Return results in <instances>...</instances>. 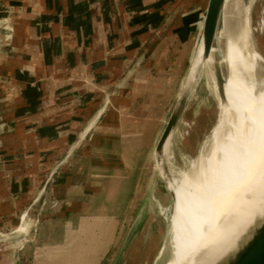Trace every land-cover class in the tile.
Here are the masks:
<instances>
[{
    "label": "rangeland",
    "instance_id": "1",
    "mask_svg": "<svg viewBox=\"0 0 264 264\" xmlns=\"http://www.w3.org/2000/svg\"><path fill=\"white\" fill-rule=\"evenodd\" d=\"M232 1L233 0H229L228 4H231ZM251 1L252 0H237V8L239 10H249L251 24H249V27L241 34L236 33L234 36L233 50L237 51L238 57H242L245 64L249 66L250 75L249 81L246 83V89L252 98L258 99L264 97V0H253L250 6ZM198 2L203 6L204 3L207 4L208 0H199ZM202 6L200 8H202ZM2 8L3 7L0 6V11ZM124 8L127 9L125 10L126 15L131 18L135 15L136 9H145V7L141 9V7L137 6L131 7L130 10H128L127 6ZM121 9V5L118 7L114 6L112 10H110L109 18L111 20L119 18L122 15ZM4 17L5 15L0 13V88L4 86L13 91L27 90L20 84V79L18 82H15V79L11 80V74L7 72L9 71L7 68L11 67L9 65L10 61L7 62V59L12 56L11 32L9 30L10 25L4 20ZM202 21L203 20L198 24L199 29L197 38L192 41V44L190 43V45L185 48L186 53L191 52L193 45V49L196 48ZM128 24H130V29L134 30L131 34L135 33L134 22H128ZM156 24L157 22L155 25ZM152 25V23L149 25L148 32L153 30L154 26ZM222 30L223 25L221 22L219 28V46L223 55L221 46L223 38H220ZM107 32L112 34L113 28L111 26L107 27ZM224 47L225 44H223V48ZM193 53L194 50L192 55ZM192 55L186 66H180L181 68H179V73L182 77L185 74V67L188 66ZM109 56L110 54L108 57ZM224 71L226 72L225 67ZM123 75L124 70L121 68V65L111 61L110 58L96 63L91 61L83 62L80 65H73L69 69L68 76L76 92L69 106L66 108L67 118H65L62 125V137L59 138L55 147H52L48 153L47 158L53 151L52 157L47 164L43 166L47 160L45 159L33 173L31 181L25 187L27 191L23 194L20 203H16L19 195L11 201L10 204L0 209V218L4 217L11 219L14 223L19 222L17 226L18 229L22 225V222H20L22 216L26 214L27 217L24 222L29 231L28 233L26 232L23 240L26 239L29 242H35L40 232L39 229L44 226H41L43 222H51L56 219L58 215L62 218L65 217L64 213L58 212L59 206L55 211L48 207L51 208L53 205L56 206L58 204H69L74 202V199L70 198L68 194L79 189L76 180L77 176H97L95 170L99 167V160L97 157H94L93 154L98 155L107 152L108 148L106 149V145L120 144L121 140L126 136V139L124 138V145L126 147L121 151L127 156L128 164L127 162H118L125 176V181L121 183L125 190L119 199H115L112 203H109L110 205H106L112 218L118 217L120 221L119 239L118 237L116 238L117 235H113L114 232L109 233L111 240H113V242L115 241V248H111L109 255L103 253L104 256L106 255L105 257L108 258L102 264H113L126 233L142 205L145 191L149 186V180L153 174H156L157 178L153 185L154 190L151 199V212L143 228L134 237L131 246L120 264H167L171 258L167 238L174 205L169 189L171 186L178 183L179 177L182 174L189 173L194 170L195 167L197 168V166H195L197 162L201 158H206L209 154L215 142V132L219 117V101L213 90L212 83L209 79L205 78L204 73H202V79L192 92L187 110L175 129L176 132L174 131L169 140L165 155L167 163L165 164L172 177H170L171 185L168 184V189L167 183L160 173L159 166L154 159L150 158L153 152V150L151 151V146L154 134L160 127L161 121H163L161 125L162 129L177 102L183 87L184 78L183 80L181 79L180 85L175 88L173 97H168L163 99V102H158L159 105L157 108L151 112L150 116L146 118L145 121L144 116H142L143 120H141L140 116V120L134 121L133 118H131V114L134 112L140 115L143 114L140 110L141 107L148 102V90L147 87L143 86L137 90L136 96H133L131 92L127 95L122 94L120 90L123 88H119L118 82L122 80ZM226 81L228 84L226 83L225 89L229 86L228 74ZM96 90H99L101 94L96 98L90 99L92 101L90 102L88 96ZM33 95L35 98L34 100L26 98V100H16L14 102L15 99L12 98V104L14 105L8 112L10 116H5L0 121V137H2L5 131V127H3L4 129L2 128L5 124L4 120L8 119L11 121L18 116L17 114L27 110V108L36 101L35 94ZM128 99H133L134 103L131 105V108L125 109V111L120 109L119 112H117L121 102ZM8 102L9 98L7 94H3V96L0 95V115L2 114V116H4V111L8 110ZM90 104L91 106L87 107ZM109 108L113 109L114 114L111 117L112 120L110 119L108 123L104 124V127L108 129L105 139L92 142L88 137H85L82 140L80 130L85 128L93 119L98 118L100 122L102 116L105 115ZM119 123L122 124L126 133L117 134V132L114 131V125ZM77 128L79 129L77 130ZM245 143H247V141H245ZM258 146L259 143L254 141L251 149L252 153H256ZM240 159H234L231 168L224 173L221 172L217 185L220 192L233 191L238 181L245 176L244 173L247 169ZM67 182H71L67 189L65 186H61V184ZM116 187L121 188V185L118 183L115 184L112 190H115ZM57 188L59 189L57 190ZM84 190L92 192L95 190V187L89 184ZM94 203L95 202H93V204ZM13 205L14 210H11ZM96 210L95 208L94 211L96 212ZM117 210H119L118 213ZM44 217L46 218L43 219ZM97 227L98 226L93 229V233L97 234ZM7 229L8 227L6 225H0V264H13V253L16 250H20V248H18L20 244H17V241L14 242L12 238L6 239L3 237V235L12 233L13 231L5 232ZM22 245L23 247L25 246V244H21L20 247H22ZM163 249L164 252L162 253ZM100 257L102 258V256ZM101 262L102 260L99 258L98 264Z\"/></svg>",
    "mask_w": 264,
    "mask_h": 264
},
{
    "label": "crops",
    "instance_id": "2",
    "mask_svg": "<svg viewBox=\"0 0 264 264\" xmlns=\"http://www.w3.org/2000/svg\"><path fill=\"white\" fill-rule=\"evenodd\" d=\"M198 1L40 0V8L50 24V38L57 54V66L62 74L65 103L62 125L67 118L66 108L76 92L71 84L68 71L73 65H80L83 62L96 63L110 58L111 61L120 64L124 70L123 78L118 82L119 88H123L120 90L122 94L127 95L131 92L133 96H136L137 90L143 86L147 87L148 102L141 107L142 115L137 112L131 114L134 121L140 120V116L141 120L144 116L145 121L157 108L158 102L173 97L175 88L180 85L179 83L185 76V74L183 77L180 75L179 68L188 63L194 45L189 53L185 52V48L196 40L198 24L203 20L206 3L202 6ZM120 5L122 15L111 20L110 10ZM125 6L128 10L133 6L141 7V9L145 7V9H136L135 15L131 18L126 15ZM130 21L134 22L135 33L133 34L131 33L134 30L130 29V24H128V22L131 23ZM151 23L154 28L148 32ZM109 26L113 28L112 34L107 32ZM193 61L194 59L191 64ZM3 94L8 95L9 102L4 116L0 115V121L3 117L10 116L8 112L14 105L12 98L15 99L14 102L26 100V98L35 99L30 90L13 91L3 86L0 88V95L3 96ZM100 94L99 90L94 91L88 96L89 101L92 102L90 99ZM133 103V99L122 101L117 112L120 109L124 111L130 109ZM89 106L91 104L87 107ZM113 114V109L109 108L100 122L98 118L93 119L81 129L82 140L85 137L92 142L104 140L108 132L104 124L112 120ZM5 120L8 121V119ZM162 124L163 121L154 134L151 151L154 150ZM62 130L63 127L60 129L53 148L62 137ZM114 131L117 134L126 133L121 123L114 125ZM124 138L126 139V136ZM124 138L120 144L106 145L107 152L93 154L99 160V167L95 170L97 176L76 175L79 189L68 194L74 202L59 204L58 212L64 213L65 217L58 215L51 222H43L41 226H44L39 229L40 232L35 242L24 239L25 248L21 247L19 250V264H98L99 258L102 260L100 264L106 261L108 257L105 256L109 255L111 248H115V241L111 240L109 233L114 232L113 235H117L118 239L120 233V221L118 217L112 218L106 205L119 199L125 190L121 184L125 181V176L118 163L127 162L128 164V158L122 152L126 147ZM52 154L53 151L46 158L43 166L47 164ZM117 183L121 185V188L116 187L112 190ZM70 184L71 182H67L61 186L67 189ZM89 184L95 187L94 191L84 190ZM26 191L27 188L17 198V204L20 203ZM13 207L14 205L11 210H14ZM18 224L19 222L14 223L11 219L0 218V225L8 227L5 232L13 230V233ZM96 226H98L97 234L93 233ZM28 231L29 229L27 233ZM103 253L106 255L104 256Z\"/></svg>",
    "mask_w": 264,
    "mask_h": 264
},
{
    "label": "water",
    "instance_id": "3",
    "mask_svg": "<svg viewBox=\"0 0 264 264\" xmlns=\"http://www.w3.org/2000/svg\"><path fill=\"white\" fill-rule=\"evenodd\" d=\"M228 2L229 0H208L198 44L188 64L181 93L156 139L150 157L163 169L165 175L160 173L167 186V175L171 176L165 164L167 144L187 110L193 90L202 79L201 67L196 69L194 78L190 79L191 61L200 43L203 48V59H212L209 69L213 74V84L219 101V117L220 107L228 102L225 89L227 69L219 46V28ZM0 6L3 7L0 13L5 15L4 20L10 25L11 32L12 56L7 59L11 67L7 68L9 70L7 72L11 74V80L15 79L14 81L18 82L20 79V84L36 97V101L27 110L17 114L18 116L11 121L5 120L7 122L2 126L5 127V131L0 137L1 209L22 193L31 181L33 173L47 158L62 127L65 103L62 74L58 69L57 54L50 38V24L40 8V0H0ZM214 50L219 51V56H213ZM156 178V174L150 178L142 205L126 233L113 264L121 263L134 237L145 225L151 212ZM169 191L175 202L174 194L170 189ZM256 202L260 206L259 211L253 212L249 223L236 235L234 249L216 264H264V208L262 209L264 198L261 197ZM170 226L167 243L171 238ZM18 261L19 251L16 250L13 253V264H19Z\"/></svg>",
    "mask_w": 264,
    "mask_h": 264
},
{
    "label": "bare ground",
    "instance_id": "4",
    "mask_svg": "<svg viewBox=\"0 0 264 264\" xmlns=\"http://www.w3.org/2000/svg\"><path fill=\"white\" fill-rule=\"evenodd\" d=\"M252 3L253 0L250 6ZM249 14V10L237 8V0L225 5L220 38H223L221 46L229 79L226 89L228 102L220 107L215 142L207 157L201 158L195 165L197 168L182 174L178 183L170 187L175 202L168 243L171 258L167 264H216L234 249L236 235L249 223L253 212L260 209L257 199L264 198V97L254 99L248 94L246 83L249 81L250 68L233 50L236 33L241 34L251 24ZM218 52L214 50L213 56H219ZM211 62V58L203 59L200 43L191 64L190 79L194 78L196 69L201 67L216 94L213 74L209 69ZM254 141L259 143L255 154L251 150ZM234 159H240L245 164V176L238 181L233 191L220 192L217 186L220 174L231 168ZM159 169L165 175L163 169ZM170 177L167 175L169 185ZM58 206L48 208L55 211ZM26 217L25 214L22 225L16 231L3 237L23 244V237L28 230L24 222ZM18 248H21L20 245Z\"/></svg>",
    "mask_w": 264,
    "mask_h": 264
}]
</instances>
